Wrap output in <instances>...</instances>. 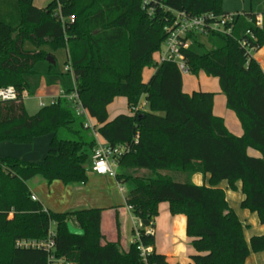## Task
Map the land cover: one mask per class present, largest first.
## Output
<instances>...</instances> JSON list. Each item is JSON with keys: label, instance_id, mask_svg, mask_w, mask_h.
Wrapping results in <instances>:
<instances>
[{"label": "trees", "instance_id": "16d2710c", "mask_svg": "<svg viewBox=\"0 0 264 264\" xmlns=\"http://www.w3.org/2000/svg\"><path fill=\"white\" fill-rule=\"evenodd\" d=\"M222 1L150 0L149 14L141 0H53L42 9L34 0H0V89L14 87L30 97L42 84L66 95L76 91L98 123L96 133L110 147L129 150L117 161L115 180L141 224L139 239L122 250L120 241L107 242L101 234V210L57 213L33 201L31 184L37 180L49 187L86 184L97 139L66 99L35 115L23 101L0 102V144L29 145L51 136L41 164L0 158V264H48L45 251L16 243L44 241L50 229L57 264H167L154 250V235L146 234L163 203L172 216L186 217L191 264H245L251 254L264 252V235L246 240V227L221 188L225 183L235 192L240 183V208L264 225V73L252 55L264 46V27L252 12L236 14L230 36L208 35L207 50L192 35L184 52L190 74L218 80L227 109L242 126L240 137L213 114L214 93L187 94L176 65L156 64L173 12L228 14ZM26 42L36 50L27 51ZM59 49L66 51L70 71H35L49 55L55 60ZM147 69L154 73L144 82ZM117 98L126 99L131 112L109 121L108 106ZM142 102L144 109L134 112ZM250 150L260 157H251ZM197 175L201 185L193 180ZM68 223L84 234H70ZM140 244L153 250L147 263Z\"/></svg>", "mask_w": 264, "mask_h": 264}, {"label": "crops", "instance_id": "0c3cea01", "mask_svg": "<svg viewBox=\"0 0 264 264\" xmlns=\"http://www.w3.org/2000/svg\"><path fill=\"white\" fill-rule=\"evenodd\" d=\"M256 16L259 17L262 15L256 14ZM262 17L264 18V16ZM253 58L259 63L264 73V48L253 55ZM200 74L202 75H200V78H197V82L193 84L190 83L189 91L183 88V92L187 94L198 91L214 93L213 114L216 117H220L224 120L225 127H227V130L231 134L238 137L242 136L244 134L242 126L235 113L227 109L226 98L221 92L219 85H217L215 81H213V83L212 81L210 82L209 80L211 79H209L204 73ZM150 77L152 76H148V78L145 79V82H147ZM60 90L61 89H59L57 86L46 87L44 84H42L40 90L35 96H37L38 100L41 99L43 101L45 98L50 100L51 98L56 97ZM124 100L126 101V99ZM109 121H111L110 118ZM93 123L96 125L98 124L95 119H93ZM36 140H34V142ZM100 140L104 141L101 137ZM50 142L51 136H49L45 142L42 141L40 144L42 148V156L46 157L50 149ZM249 155L256 158L260 157L259 153L253 150L249 151ZM32 159L33 160H28V162L32 161L33 163H40L38 162L39 160H36V158ZM91 173H88V182L84 185L70 187H63L62 183H60L62 185H55L57 186L56 188L58 191L65 192V190H67L69 192V199L65 202V204L62 205V209H65L64 212L74 209L101 210L100 231L105 237V241H120L122 250H127L129 245L134 243L137 238L135 236V217L132 215L131 211H129L128 205H126L125 192L122 193L120 189H117L119 185L115 178H109L107 176H100ZM193 180L197 185H201L203 181L201 175L194 176ZM221 188L226 192V199L229 205L232 207L233 204L235 207L238 206L240 208V205L244 199L242 194L243 192H241V184L239 183L237 185L238 190L235 192L230 191L225 183L221 185ZM32 195L38 199L36 194ZM45 210H49V208H45ZM241 210L243 211V209ZM237 215L243 223V226L246 227L245 238L247 241H249L253 236L264 235V225L259 223L256 214H252L249 211L244 210L241 216L238 213ZM155 222V227L152 228V231L155 238L154 250L156 253L164 255L167 264H191L190 257H192V255L194 256V252L189 246L190 239H188L186 235V217L184 215L172 216L169 212L168 205H160L159 216L156 218ZM257 224L261 226L260 230L258 234L252 235V233H255V231L258 230L255 229L254 232H250V229H252V227L256 228V226H258ZM129 226H131L133 234V238L131 240H129V237H127ZM248 231L249 234H247ZM245 264H264V252L259 254H251Z\"/></svg>", "mask_w": 264, "mask_h": 264}, {"label": "built area", "instance_id": "2783aa9c", "mask_svg": "<svg viewBox=\"0 0 264 264\" xmlns=\"http://www.w3.org/2000/svg\"><path fill=\"white\" fill-rule=\"evenodd\" d=\"M144 8L148 9L149 14H152L153 9L149 7L150 0H141ZM173 20L169 26L164 29L166 32V40L163 44L161 51L156 56V64L159 66L162 63H171L176 65L180 73L183 75L190 74L188 64L186 63L184 52L191 45L190 36L195 35L197 37L206 38L212 33H217L225 36H230L233 30V21L236 14H224L215 15L209 13L201 16H189L182 12H173ZM62 22L63 19L61 18ZM70 23L74 22V17L69 19ZM256 25L258 27H264L263 17L259 16L256 18ZM69 65L65 66V71H70ZM30 96L26 91L19 93L14 87H7L0 89V102L7 101H25ZM66 99L71 108L75 111L77 116L84 117L86 119L85 127L91 129L94 132L95 138L97 139V146L94 151V156L91 159L90 171L96 175L107 176L109 178H116L118 159L126 152H129L127 147L116 146L110 147L106 142L100 140V136L96 133L97 125L93 123L88 110L82 105L79 96L76 91H73L70 95L64 94L62 90L56 97L49 100L48 104H45L41 99L39 100V108L54 105L58 99ZM144 103L138 108L134 109V112L144 109ZM122 193L125 192L123 187H119ZM33 201H37V198L32 195ZM129 211H132L131 207H128ZM135 236L139 239V228L141 227L140 222L135 218ZM146 234H153L152 228L146 229ZM55 232L50 229L47 239L44 241H28L21 240L16 243L19 248H33L45 251L48 254V264H57L53 252L55 250ZM136 239V240H137ZM140 256L145 263L149 255L152 253L151 247H145L142 244L138 246Z\"/></svg>", "mask_w": 264, "mask_h": 264}, {"label": "rangeland", "instance_id": "374dc122", "mask_svg": "<svg viewBox=\"0 0 264 264\" xmlns=\"http://www.w3.org/2000/svg\"><path fill=\"white\" fill-rule=\"evenodd\" d=\"M52 1L53 0H34V5L39 8H45ZM222 9L223 11L228 12L231 15L237 13H243V12H252L254 14L264 16V0H223ZM200 41H202V43L206 45L207 50H210L211 45L208 44L206 38H201ZM25 49L27 51L36 50L33 44L30 42L25 43ZM44 50L49 51L48 48H45ZM257 52H252V55H255ZM53 54L55 56V65L52 66L51 69L49 63H47L46 61H41L37 63V65L35 66V71L41 74H47L50 72L54 74L63 73L65 71V64L67 61L66 51L64 49H59L54 51ZM153 72L154 69H149L144 72V77H143L144 82L146 81L145 79H147L148 76H151L153 74ZM200 75H198L199 77L194 76L192 74L183 75L182 76L183 88L189 91L190 83L193 84L197 82V78L201 77ZM208 78L211 79L209 80L210 82L212 81L213 83V81H215L217 85H219L218 80H216L215 78H211V77ZM43 102L45 104H48L49 100L45 98ZM24 106L29 115H35L40 110L39 100L37 96L30 97L29 99L25 100ZM130 112L131 111L129 110L127 103L123 98L115 99L114 102L111 105H109L108 108V115L111 120H113L116 116L121 114L129 115ZM47 138H49V136H43L37 138V140L34 143L29 145L11 144V143L0 144V157L3 158L11 157L18 159L20 161L24 160L23 162H28V160H33L32 158H36V160H39L38 162L40 163H36V162L35 163L41 164L44 161L45 156H42L41 154L42 148L40 144L42 143V141L45 142ZM28 163H33V162L29 161ZM55 185H62V184H60V182H54V184L50 185L49 187L48 184L37 180L31 184L32 193L36 194L39 201L42 202L43 206L45 208H49L50 211L57 213L64 212L65 209H62V205L65 204V202L69 199V192L67 190H65V192L58 191V189L56 188L57 186ZM119 187L120 186H118L117 189H119ZM163 205H168V204L163 203ZM232 207L240 216L243 214L244 210L242 211L238 206L235 207L232 204ZM257 225L258 226H256V228L252 227V229H250L251 230L250 232H254L255 229L258 230L255 231V233H252V235L258 234L261 226H259V224ZM247 234H249V231ZM127 237H129V240L133 238L131 226H129ZM189 246H190V242H189Z\"/></svg>", "mask_w": 264, "mask_h": 264}, {"label": "water", "instance_id": "95a60500", "mask_svg": "<svg viewBox=\"0 0 264 264\" xmlns=\"http://www.w3.org/2000/svg\"><path fill=\"white\" fill-rule=\"evenodd\" d=\"M46 62L49 63L50 65L54 66L55 65V60L53 59V56H50L46 58ZM68 231L72 235L80 236L84 234V232L76 227H74L71 223H68L67 225Z\"/></svg>", "mask_w": 264, "mask_h": 264}]
</instances>
